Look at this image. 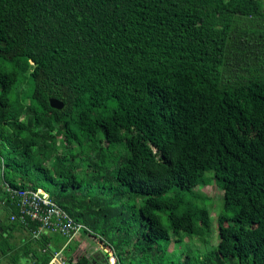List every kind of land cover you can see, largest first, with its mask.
I'll list each match as a JSON object with an SVG mask.
<instances>
[{
	"label": "trees",
	"instance_id": "1",
	"mask_svg": "<svg viewBox=\"0 0 264 264\" xmlns=\"http://www.w3.org/2000/svg\"><path fill=\"white\" fill-rule=\"evenodd\" d=\"M5 185L47 192L117 264H264V0H0L10 218Z\"/></svg>",
	"mask_w": 264,
	"mask_h": 264
},
{
	"label": "built area",
	"instance_id": "2",
	"mask_svg": "<svg viewBox=\"0 0 264 264\" xmlns=\"http://www.w3.org/2000/svg\"><path fill=\"white\" fill-rule=\"evenodd\" d=\"M5 191L11 199H15L18 214L10 216V221H17L27 227L30 222H38V226L31 230L33 238H38L43 234H58L70 241L73 237L82 232L93 233L85 224L74 221L61 207L53 202L47 192L42 189H13L5 185ZM7 200H4V203ZM106 253V264H117L114 253L103 247ZM49 264H64L60 258V253L51 255Z\"/></svg>",
	"mask_w": 264,
	"mask_h": 264
},
{
	"label": "crops",
	"instance_id": "3",
	"mask_svg": "<svg viewBox=\"0 0 264 264\" xmlns=\"http://www.w3.org/2000/svg\"><path fill=\"white\" fill-rule=\"evenodd\" d=\"M4 200L5 198H0V208L6 213L5 219L0 214V264L3 262L7 264H24L21 262V258L25 257H29L32 264H37L40 260L41 248L38 244L31 243L29 241L30 239L28 240L27 229L24 225L13 224L10 221L9 216H7L10 209L6 207L7 204L6 202L4 203ZM49 237L50 246L54 247V250H59L57 252L60 253V258L64 264H67L69 259H73L75 262V259L78 257L77 253H80L79 256L90 254L91 264H106V258L101 252L103 249L100 242L97 243L98 240L93 238L98 247L97 250L89 249L88 244L85 247V241L87 237L89 238L86 234L79 233L68 242L65 237L59 236L58 234H52ZM75 240H77V243L74 242ZM77 245L76 251L71 255L70 249H73Z\"/></svg>",
	"mask_w": 264,
	"mask_h": 264
},
{
	"label": "rangeland",
	"instance_id": "4",
	"mask_svg": "<svg viewBox=\"0 0 264 264\" xmlns=\"http://www.w3.org/2000/svg\"><path fill=\"white\" fill-rule=\"evenodd\" d=\"M194 192L201 195V196H204V197H208V199H213V201L207 205L208 207V210H209V213H210V228L212 229L211 231H214L215 233H213V239H212V245H215L218 241V237H217V229H216V224H217V221H216V218L218 215L222 214L221 213V210L218 211V204L220 202V199H221V205H222V197H221V191L216 187V185L214 184V181L212 179V173L210 172H207L205 174V182L198 186V187H195L194 188ZM222 208V207H221ZM0 214L1 216L3 217V219L6 218V213L4 212L3 209L0 208ZM60 236V235H59ZM74 242L77 243V240H75ZM183 242L184 244L181 246L182 249L184 250H188L189 248L193 247L191 246L189 243H190V240L189 238L185 237L183 239ZM193 243H198L196 239L192 240ZM86 244H88V247L89 249L91 250H97L98 247L96 246V242L90 238H87L86 241H85V247H86ZM200 244V243H199ZM199 244H197L199 246ZM188 245V246H187ZM201 248H199L201 250V252H204L209 246H204V245H201ZM180 245L178 246V248H181ZM186 248V249H185ZM173 249H175V244L172 243L170 244V248L168 250V253H170ZM51 250L54 251V248L51 247ZM103 256H106V253H102ZM176 255V256H175ZM175 255H173V261H177V257L180 256L179 253H176ZM63 257V256H62ZM165 258H169V255H165ZM21 262L24 263V264H32V261L31 259H29V257H25V258H21ZM2 264H7L6 262H3Z\"/></svg>",
	"mask_w": 264,
	"mask_h": 264
},
{
	"label": "water",
	"instance_id": "5",
	"mask_svg": "<svg viewBox=\"0 0 264 264\" xmlns=\"http://www.w3.org/2000/svg\"><path fill=\"white\" fill-rule=\"evenodd\" d=\"M49 104L54 109H61L63 107V103L59 100L54 99V98H50Z\"/></svg>",
	"mask_w": 264,
	"mask_h": 264
},
{
	"label": "clouds",
	"instance_id": "6",
	"mask_svg": "<svg viewBox=\"0 0 264 264\" xmlns=\"http://www.w3.org/2000/svg\"><path fill=\"white\" fill-rule=\"evenodd\" d=\"M89 229H90V228H89ZM90 230H91V229H90ZM91 231H92V230H91ZM100 245H101V244H100ZM101 246H102V245H101ZM103 247H104V246H103ZM103 247H102V248H103ZM106 248H109V249H110L109 246H106ZM110 250H111V249H110ZM111 251H112V250H111ZM101 252L104 253L103 250H102ZM106 257H107V255L105 256V258H106Z\"/></svg>",
	"mask_w": 264,
	"mask_h": 264
}]
</instances>
